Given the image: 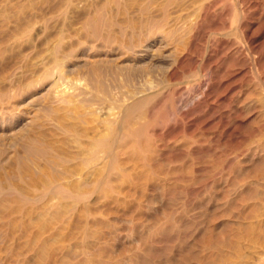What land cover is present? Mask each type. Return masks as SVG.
<instances>
[{"label": "rangeland", "instance_id": "1", "mask_svg": "<svg viewBox=\"0 0 264 264\" xmlns=\"http://www.w3.org/2000/svg\"><path fill=\"white\" fill-rule=\"evenodd\" d=\"M0 185V264H264V0H0Z\"/></svg>", "mask_w": 264, "mask_h": 264}, {"label": "bare ground", "instance_id": "2", "mask_svg": "<svg viewBox=\"0 0 264 264\" xmlns=\"http://www.w3.org/2000/svg\"><path fill=\"white\" fill-rule=\"evenodd\" d=\"M95 19V18H94ZM96 22V21H95ZM98 23V22H97ZM96 30V29H95ZM94 30V31H95ZM99 32V31H98ZM98 34V33H97ZM134 41V40H133ZM131 42V41H130ZM134 43V42H133ZM127 46V45H126ZM134 46V45H133ZM130 47H131V45H130ZM132 48V47H131ZM57 61H58V59H56ZM101 68H99V70H100ZM103 71V70H102ZM102 71H98V69H96V68H91V69H89V75H90V83H91V85H92V87L94 88V89H98V90H100L101 89V91H106V90H108V88H107V86H106V83H104V81L105 80H103V78H104V73H106V72H104V73H102ZM110 89V88H109ZM77 92V93H76ZM74 93V92H73ZM76 93V94H75ZM75 97H77V96H80L81 95V92L80 91H75ZM63 100H65V101H68V99L67 98H64ZM64 101V102H65ZM82 102V101H81ZM88 102V101H87ZM89 102H91V101H89ZM78 108V107H77ZM92 114V113H91ZM82 115V114H81ZM70 130V129H69ZM97 145H98V143L97 142H94V141H92L90 144H89V147H90V149H94V148H96L97 147ZM25 146H26V148H27V150L29 151V152H31V153H36V152H42L43 154L44 153H47V151L49 152V150H40L41 148H40V146H38V143H37V139L36 140H34V139H32V140H30V141H28L26 144H25ZM46 151V152H45ZM110 152H112V150L110 151ZM30 153V154H31ZM28 154V153H27ZM41 154V153H40ZM50 154V153H49ZM83 154H85V153H83ZM42 155V154H41ZM28 156V155H27ZM33 156V155H32ZM50 156V155H49ZM51 157V156H50ZM107 157H108V155H107ZM48 158V157H47ZM56 159V158H55ZM48 162V161H47ZM51 162V160H49V163ZM53 163L52 164H54V160L52 161ZM56 163H58V162H56ZM51 164V165H52ZM95 165L94 164H92L91 165V168L92 167H94ZM55 167H56V165H55ZM51 182H52V180H51ZM7 183H9V182H7ZM48 183V182H47ZM3 184V183H2ZM4 184H5V182H4ZM0 188H1V192H0V196H2V195H5V194H8L9 193V196H10V194L12 193L11 191L13 190V187H11V185H0ZM52 188H53V190L56 188V189H62V188H65L60 182L59 183H52ZM56 189H55V191H56ZM63 190V189H62ZM57 192V191H56ZM14 194V193H13ZM17 194H19V195H16L17 197H15L16 199H18L17 201H22V200H24V198L26 199V200H36V199H38V196H31V195H23V194H21V193H17ZM73 194V193H72ZM69 195H71V194H69ZM251 195L252 196H254L255 197V199L256 200H261V205H262V207L264 208V198H262V199H260V195L261 194H259V192H257V191H253L252 193H251ZM5 197V196H4ZM263 197V196H262ZM261 207V209H263ZM260 211V209H259V206H258V204H257V202H255V204H253V206H251V208H247V211L244 213V219H252V218H255L256 216H258L257 214H258V212ZM257 218V217H256ZM261 222V221H260ZM250 225H248V226H245V224H244V222L243 223H239L238 222V224H237V228H236V234H237V237L239 236V234H241V233H244V232H246V234H247V232H250V233H252L254 236H253V238H255L257 241L259 240V237L261 236H259V233H258V235L255 233L256 232V229H255V226H254V224H253V222L252 223H249ZM224 225H227V226H225V227H228L229 229H230V224H229V222H224ZM256 225V224H255ZM261 226H263V225H261ZM254 227V228H253ZM263 230V229H262ZM261 231V230H260ZM259 231V232H260ZM235 234V235H236ZM248 236V235H247ZM252 236V235H251ZM250 236V237H251ZM249 237V236H248ZM264 238V237H263ZM254 239V240H255ZM241 240V239H240ZM240 240H227V239H222L219 243L220 244H218V245H213L212 246V248H214L215 249V251H216V256H213L214 258H216L217 260H218V262H219V264H225V263H227V261L230 259V255H232L238 248H239V243H238V241H240ZM251 240V239H250ZM260 240L262 241V239L260 238ZM259 240V241H260ZM250 242V241H249ZM254 242V241H253ZM148 243V242H147ZM252 243V242H251ZM255 243V242H254ZM259 243V242H258ZM210 245H212V243H210ZM264 246V245H263ZM242 248V247H241ZM151 252V251H150ZM238 252V251H237ZM237 252H235V253H237ZM232 253V254H231ZM240 254H241V252H240ZM238 255V254H237ZM196 257V260H197V262H198V264H205V262H204V260H201V258H200V256H195ZM234 257V256H233ZM257 258V257H256ZM239 259H241V255H240V258ZM86 261V260H85ZM90 261V260H89ZM123 261H125V260H122L121 262H123ZM253 261H255V260H253ZM129 262V261H128ZM229 262V261H228ZM251 262V261H250ZM231 263V262H230ZM229 263V264H230ZM86 264H87V262H86ZM121 264V263H120ZM128 264V263H127ZM228 264V263H227ZM248 264V263H247ZM251 264V263H250ZM256 264V263H255ZM257 264H259V263H257Z\"/></svg>", "mask_w": 264, "mask_h": 264}]
</instances>
